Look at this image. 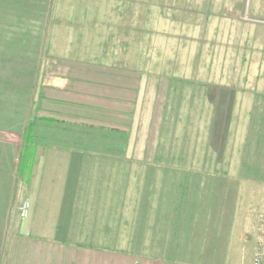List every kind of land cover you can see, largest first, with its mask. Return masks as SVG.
<instances>
[{
  "label": "crops",
  "instance_id": "0c3cea01",
  "mask_svg": "<svg viewBox=\"0 0 264 264\" xmlns=\"http://www.w3.org/2000/svg\"><path fill=\"white\" fill-rule=\"evenodd\" d=\"M131 2L140 8L139 29L131 27L138 21H128L129 15L124 14L128 5L132 7ZM245 6L244 0H0V55L16 56L14 60L20 56L22 61L14 63V68L0 67V73L14 70L16 78L11 80L1 74L0 86L25 87L26 93L19 94L20 99L13 95L0 100V109L4 106L2 102L10 103L9 100L23 102L28 108V114L23 112L19 123L11 127L1 124L6 118L12 120L21 115V107L14 110L4 106L0 110V132L19 134L23 139L20 146L0 142V161L4 162L0 167L16 173L17 187L20 189L21 185L22 191L28 192L30 229L56 231L51 238L1 237L0 264H180L193 260L188 258L189 251L184 253L185 258H179V240L174 233L177 223L174 190L179 178L175 177L169 178V182L164 176L154 180L138 178L137 204L124 207L122 224H127L126 231L131 232L125 249H117L122 245L118 240L101 238L100 232L112 231L114 217L123 211L110 208L111 200L117 199V178H102V167H115L114 161L104 160L118 159V151L126 154L132 149L133 135L137 133L132 130L133 121L137 122L139 117V111H135L139 104L136 95L147 86L150 74H156L157 89L161 82H167L172 96L180 93L177 87L181 83L189 87L209 86L199 85L194 78L200 62L210 69L213 60H207L208 56L200 61L197 58L213 51L219 53L220 39L240 36L245 39L246 33L240 30ZM250 11L253 17L264 18V0H252ZM248 31L251 36L246 38L255 48L264 38V29L258 31L250 25ZM210 42L211 47L205 48ZM190 54L194 56L192 69L190 59H186ZM27 57L33 60L34 71L40 72L39 75L25 78L26 74H21L22 70L33 69L29 64L24 66ZM115 69L121 74L124 71L131 74L128 79L135 73L133 91L129 80L118 77ZM205 88L213 106L211 117L215 118L218 109L223 112L224 105L230 102L218 98L213 87ZM187 98L186 105L184 97L182 106H175L178 111L193 109V98L190 94ZM228 106L226 116L230 113ZM177 118L180 120L179 113ZM165 135V132L158 135L153 147L160 152L165 145H171L174 152L181 148L179 138L166 144ZM190 135L185 148L189 147L191 153L183 152L185 159L190 158V167L196 160L192 152L204 146L206 149L208 141L211 151L224 150L223 139L214 144L216 139L210 137L205 143L200 139L197 143L195 138L193 142L190 140ZM28 147L32 149L29 155L32 170L42 167L44 160L46 167L68 165L66 177L24 178L20 168L28 158ZM158 157L163 159L162 154ZM174 159L175 156L171 166L180 162V152L175 163ZM128 182L132 178H125V185L119 188L127 189ZM2 187L0 191L6 188ZM4 195L2 191V205ZM38 200L45 204V218L36 206ZM150 200H156V205L147 206ZM2 205L0 231L6 227ZM50 207L59 210L52 215L55 210H49ZM15 215L12 226L18 229L22 218L17 212Z\"/></svg>",
  "mask_w": 264,
  "mask_h": 264
},
{
  "label": "rangeland",
  "instance_id": "374dc122",
  "mask_svg": "<svg viewBox=\"0 0 264 264\" xmlns=\"http://www.w3.org/2000/svg\"><path fill=\"white\" fill-rule=\"evenodd\" d=\"M135 3L131 2L133 4L132 7L128 5L124 9V14L129 15L127 16L128 21L130 19L138 21L132 23V25L127 23V26L131 25L133 29H139L140 8ZM251 3L252 0H244L245 8H247V10L245 9V14L252 17L253 15H251L250 11ZM255 18L264 20L262 17L255 16ZM244 23L249 26H255L258 31L264 29V24L245 21ZM244 23L240 24L243 26L240 30L242 34L246 33V37H250L249 26ZM235 26L237 28L240 27L239 25ZM240 37L220 39L219 41L222 44L220 43V46L217 47L220 50L219 53L213 51V54H201V56H198L197 60L199 61L201 60L200 58L204 59L206 56H208L207 60L210 58L213 60L210 69L206 68L207 64L203 66L200 62L194 78L199 85L209 86L189 87L181 83L177 87L180 93L172 96L166 88L167 82H161L160 87L157 89L155 86L156 74H150L147 78V86L145 84L136 95L137 97L139 96V104L138 109L135 111H139V117L136 119L137 122L133 121L135 124H133L132 130L137 133L133 135L132 149L125 152L126 154L118 151V159L104 160L105 163L114 161L116 163H114L115 167H102V178H117V199L111 200L109 203L110 208L113 210L116 207L117 211L121 209L123 211L114 217L110 225L112 231H102L100 236L102 239L118 240L122 245L118 246L117 249L126 248V239L131 234L130 231H126L125 226L127 224L123 225L122 222L125 217L124 210L131 205L136 206L137 204L136 198L140 185L138 178H153L154 180V178H163L164 176L169 182V178L175 177L179 178L174 190L176 192L174 206H176L177 212V223L175 224L174 233L177 234L175 237L179 240V258H185L186 255L184 253L189 251L190 255L188 258L190 260L193 259L190 262H181L180 264H251L257 218L260 215H264V38H261L254 48L252 47V42L249 43L250 39L244 37L245 39L242 40ZM210 45L211 42L206 43L205 48ZM225 47H228L226 49L228 50L227 55L223 53ZM15 57L12 55H0V67L7 65L9 66L8 68H14V63H18V60L20 63L22 62L20 56L14 60ZM193 58L192 54L186 56V59L191 61V69L194 67L192 64ZM23 62L24 66L29 64L31 68L33 67L31 58L27 57ZM114 72H116L118 77L127 79V82L129 80L132 91L134 90L135 77H137L135 73L130 78L133 80H130L127 78L131 75L128 72L124 71L121 74L120 70L117 69ZM39 73L34 71V67L31 70L21 71V74H26L25 78H29L33 74L37 76ZM1 74H3L2 77L8 79H16L13 75L15 74L14 70H11V72L5 70L4 73L1 70ZM117 79L120 80V78ZM205 87H213L217 91L218 98L220 96L221 99H226L227 102H230L224 105L223 112L218 109L214 115L215 118L211 117L213 115V106L206 97L208 89ZM24 88L21 86L2 88L0 86V91H4V94H2H6L4 97L0 93V100L7 96L11 98L13 95L20 99L19 94L21 96L26 95ZM189 94L193 98V109L187 111L185 108H179L180 111H178L175 106L179 105L181 107V100L184 97H186V101L183 105H186ZM9 101L10 103L5 102L4 104V101L2 103L5 107L8 106L11 109L21 107V110L18 109L22 114L17 115L12 120L4 119L3 124L0 121V124L6 127L16 126V123H19V120L22 119L19 117L24 114L23 112L28 114V108L25 103L18 104L11 100ZM167 101L170 102L166 106L165 102ZM216 102L215 100L214 108L217 107ZM226 105H229L228 109L230 110L228 116L224 115V112H227ZM14 110L16 109L14 108ZM178 113L180 120L177 118ZM180 114H183L184 117ZM188 116L189 118H187ZM200 131L204 132L205 135H201ZM162 132L166 133V144L169 142L171 144L174 138L178 141L179 138L181 148L174 152L171 145H165L164 150L160 152L157 147H153L156 144L158 135L160 136ZM206 133L209 134L206 135ZM188 134H191L190 140L193 142L195 138L197 143L199 139L202 143H205L210 137L211 139H216L213 140L214 144L223 139L226 142L224 150L218 151L214 148L211 151L209 141L206 144V149L203 144L204 148L202 147L200 150L196 146L198 151L194 150L192 152L196 156V160L193 159L194 164L190 167V158L185 159L183 155L185 150H188L189 154L191 153L189 147L185 148L186 145H189ZM17 135L19 136V134ZM17 135L1 131L0 142H8L13 144V146L15 144L20 146L23 144V139L20 136L18 138ZM143 148H147V150ZM30 150L28 147L26 151L28 158L23 162V167L20 168L24 178L66 177L64 173H67L66 169L69 171L68 165L64 167L60 165L56 168L46 167L44 166V160H41L42 164L40 166L42 167L36 166L32 170L29 165L32 163L29 158V155H32V149ZM3 152L5 153V151ZM179 152L181 159L176 164ZM158 154L163 155L162 160L158 157ZM3 155L5 156V154ZM3 155L1 158H3ZM174 156L175 165L171 166ZM0 162V165L4 164L2 159ZM16 178H19L16 173L6 172L0 167V187H6L2 190L5 194L4 205H2V200H0V204L5 211L6 227L4 231H0V238H26L30 235L47 238L55 237L56 231L30 229L28 223V192H23L21 185L20 189L18 188L19 184H17ZM125 178H132V182L126 184L127 189H120L119 187L125 185L123 183ZM156 202V200L147 201V206H155ZM23 203L27 205V213L24 218L20 219L18 229H15L12 226V221L17 216L15 214L16 212L18 213V209ZM36 206L38 210H41V215L45 218V204L38 200ZM55 208L50 207L49 210H55ZM58 210L59 208L52 215ZM55 217L53 216L52 218ZM8 220L11 221L7 223ZM88 234L91 235L92 232L90 231ZM59 237H61V234Z\"/></svg>",
  "mask_w": 264,
  "mask_h": 264
},
{
  "label": "built area",
  "instance_id": "2783aa9c",
  "mask_svg": "<svg viewBox=\"0 0 264 264\" xmlns=\"http://www.w3.org/2000/svg\"><path fill=\"white\" fill-rule=\"evenodd\" d=\"M243 21L264 24V20L251 17L244 13ZM19 217L24 218L27 213V205L23 203L18 209ZM251 264H264V215L257 218L255 241L253 246Z\"/></svg>",
  "mask_w": 264,
  "mask_h": 264
}]
</instances>
